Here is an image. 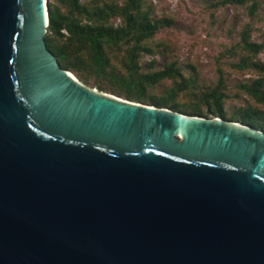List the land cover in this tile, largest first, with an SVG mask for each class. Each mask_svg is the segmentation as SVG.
<instances>
[{"label": "water", "instance_id": "95a60500", "mask_svg": "<svg viewBox=\"0 0 264 264\" xmlns=\"http://www.w3.org/2000/svg\"><path fill=\"white\" fill-rule=\"evenodd\" d=\"M49 0H0V264H264V131L89 88Z\"/></svg>", "mask_w": 264, "mask_h": 264}, {"label": "trees", "instance_id": "16d2710c", "mask_svg": "<svg viewBox=\"0 0 264 264\" xmlns=\"http://www.w3.org/2000/svg\"><path fill=\"white\" fill-rule=\"evenodd\" d=\"M264 0H214L210 13L225 6L249 4L250 13ZM45 42L60 67L84 85L132 103L146 104L190 116L217 117L264 131V18L261 41L251 39L252 24L243 26L239 40L220 52L218 62L231 75L244 79L228 86L217 66V81L202 84L181 74L164 56L161 70L141 65L143 56L163 55L166 48L153 41L159 30L171 25L152 16L146 0H49ZM116 21L118 23L116 24ZM240 102L228 114L225 105Z\"/></svg>", "mask_w": 264, "mask_h": 264}, {"label": "rangeland", "instance_id": "374dc122", "mask_svg": "<svg viewBox=\"0 0 264 264\" xmlns=\"http://www.w3.org/2000/svg\"><path fill=\"white\" fill-rule=\"evenodd\" d=\"M213 1L146 0V4L152 9V16L165 18L171 21V25L160 29L153 41V45L159 43L164 46L167 49L166 53L145 55L140 60L141 65L149 68L154 60L155 63L151 69L161 70L164 65V56H166L168 62L176 64L181 74L195 79L198 83L214 84L217 81V66L223 68L228 86L249 79L250 76L242 79L231 75L226 67L229 61L218 62L216 58L220 52L239 40L240 30L246 24L253 26L254 33L251 39L261 41L264 5L262 1H259L253 14L250 13L249 4L225 6L210 13L209 5ZM257 58L264 63V53L259 54ZM91 85L88 83L85 86L92 88ZM92 89L98 91L97 88ZM101 93L113 96L109 93ZM238 105L240 102L229 101L225 105V110L230 114Z\"/></svg>", "mask_w": 264, "mask_h": 264}]
</instances>
